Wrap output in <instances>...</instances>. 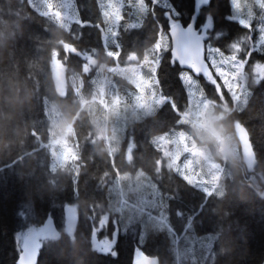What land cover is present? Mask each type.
<instances>
[{
	"label": "trees",
	"instance_id": "obj_1",
	"mask_svg": "<svg viewBox=\"0 0 264 264\" xmlns=\"http://www.w3.org/2000/svg\"><path fill=\"white\" fill-rule=\"evenodd\" d=\"M108 2L116 3L0 0V264H17L19 233L50 219L54 229L40 239L36 264H132L137 253L160 264H260L264 75L254 68L264 63V0H246L244 20L233 17L231 0L201 8L196 26L210 24L206 58L216 82L193 75L171 54L169 24H187L194 0H120L116 19ZM55 62L65 72L63 90ZM136 64L152 75L160 98L148 111L134 105L138 88L121 71ZM185 72L208 101L212 130L235 144L225 158L217 139L184 116L191 108ZM115 96L132 104L117 146L107 109ZM67 126L73 155L58 162L52 142ZM237 126L250 136L254 172L241 159ZM177 132L187 147L221 164L206 190L169 167L155 141ZM67 205L78 218L72 232ZM114 224L122 236L115 250Z\"/></svg>",
	"mask_w": 264,
	"mask_h": 264
},
{
	"label": "rangeland",
	"instance_id": "obj_2",
	"mask_svg": "<svg viewBox=\"0 0 264 264\" xmlns=\"http://www.w3.org/2000/svg\"><path fill=\"white\" fill-rule=\"evenodd\" d=\"M115 1L116 3L114 4V6L111 2H108L110 10H107L110 11L114 19H116L118 15L120 0ZM231 4L233 17L239 20H244L245 17L243 13L245 12V7L248 6L249 3H246V0H231ZM209 27L210 24L206 23L203 24V28H200V30L204 35H206L207 29ZM210 49L211 48L208 46L207 51H209ZM208 58L211 63L213 62L212 64L214 65V61L211 60V57L209 55ZM237 65L239 66V63H237ZM56 66H58V62L54 63V68ZM214 66L218 71L223 68L222 66ZM125 69L126 70L122 68V73L126 74V76L134 81L138 88V92L135 93L136 96L134 98V105L136 107L144 109L145 111L150 110L153 104L159 102L160 100L159 96L155 95L154 92L152 75L150 73H146L145 70L139 66V64L130 66ZM219 72L222 73L221 71ZM254 72L257 76L264 75V63H257L255 65ZM182 79L186 85L189 101L191 102V108H189V110L186 112L185 117L189 118L191 116L202 125L212 126V114L207 107L208 101L198 98V95L195 91V88L197 89L196 80L188 72L182 74ZM211 80L212 82H216L214 78ZM232 92L235 94V96H237V93L236 91H234V89H232ZM131 105L132 104H130L127 99L123 98L120 101V99L116 96L107 105L109 115L114 118L111 122L110 129L112 132L111 138L114 141L115 146H117L118 142L120 141V136L124 135V126L126 121L125 114L131 107ZM51 124L53 125L52 119ZM68 130L69 127L67 126L65 132L57 136L52 142V145L58 148V153L56 154L58 162H61L73 155L72 148L69 146L66 139V132H68ZM184 135L185 134L183 132H177L171 136L166 133H162L155 138V141L160 145L162 154L166 158V163L169 167L173 168L174 171L179 172L181 176H183L189 183L197 185L201 189L206 190V188L211 183L215 182L216 178L219 176V172H221L222 170L221 164L211 161L202 148H195L192 147V145H189V147H187V142ZM109 137L110 133L108 138ZM218 139L219 141H223L221 137H219ZM223 142L224 147L223 145L222 147L223 150L225 149V152L221 151L220 145L219 149L223 153V158H225L228 154V151L235 152V144L231 142V145L227 146L226 142ZM185 149H190L193 152L189 153L187 155L188 157L186 158L183 157ZM33 235H38V237H40V240L41 238L48 236V233L44 231L43 226L38 228L30 227L19 233L18 236L20 245L25 238L31 237Z\"/></svg>",
	"mask_w": 264,
	"mask_h": 264
},
{
	"label": "water",
	"instance_id": "obj_3",
	"mask_svg": "<svg viewBox=\"0 0 264 264\" xmlns=\"http://www.w3.org/2000/svg\"><path fill=\"white\" fill-rule=\"evenodd\" d=\"M209 4V0H194V12L187 24L176 20L169 24L168 37L171 43V54L173 60L185 69L192 71L205 79L214 76L213 69L206 59V38L197 26L194 28L192 21L196 20L202 7ZM264 61V60H263ZM54 80L59 90L65 88V72L61 66L54 70ZM235 138L241 151V159L247 171L254 172L257 159L252 147L250 136L242 126L235 128ZM65 226L68 232H72L77 223V213L73 206L67 205L64 208ZM44 231L53 230L52 220L43 225ZM38 235L24 239L22 252L17 264H35L39 250ZM132 264H160L158 257L150 254L137 253V258ZM260 264H264V259Z\"/></svg>",
	"mask_w": 264,
	"mask_h": 264
},
{
	"label": "snow or ice",
	"instance_id": "obj_4",
	"mask_svg": "<svg viewBox=\"0 0 264 264\" xmlns=\"http://www.w3.org/2000/svg\"><path fill=\"white\" fill-rule=\"evenodd\" d=\"M169 2H171V0H169ZM211 2V0H209V3ZM207 20H205L204 23H206ZM192 25L193 27L195 28L196 27V24H195V20L192 21ZM250 27V26H249ZM200 28H203V24L200 25ZM101 231H103V229H101ZM113 236H110L109 239L110 240H114L115 242L113 243V250H115L116 246H117V243L121 240V233L120 231L118 230V228L115 226V224L113 225ZM98 238H101L102 237H99ZM112 253L109 252V253H106V255H111Z\"/></svg>",
	"mask_w": 264,
	"mask_h": 264
},
{
	"label": "bare ground",
	"instance_id": "obj_5",
	"mask_svg": "<svg viewBox=\"0 0 264 264\" xmlns=\"http://www.w3.org/2000/svg\"><path fill=\"white\" fill-rule=\"evenodd\" d=\"M219 137H221V136H219ZM222 138V137H221ZM53 194V193H52ZM54 196V195H53ZM60 197V196H59ZM59 197H58V199H59ZM56 198H57V196H56ZM51 199H52V197H51ZM54 199V198H53ZM23 205V204H22ZM52 226H53V224H52ZM54 229V228H53ZM38 238H40V237H38ZM24 241V240H23ZM23 243V242H22ZM39 250H38V255H37V260H36V263H37V261H38V256H39V251H40V248H41V243H40V240H39ZM21 252H22V244H21ZM20 255H21V253H20ZM155 256V255H154ZM20 257V256H19ZM157 257V256H156ZM159 259V258H158ZM262 262V261H261ZM35 263V264H36ZM159 263H160V260H159Z\"/></svg>",
	"mask_w": 264,
	"mask_h": 264
},
{
	"label": "clouds",
	"instance_id": "obj_6",
	"mask_svg": "<svg viewBox=\"0 0 264 264\" xmlns=\"http://www.w3.org/2000/svg\"><path fill=\"white\" fill-rule=\"evenodd\" d=\"M21 103L23 102V101H20ZM195 135L197 136V137H200L202 134L199 132V131H197L196 133H195ZM206 143L208 142V141H205ZM233 165H235V161H230Z\"/></svg>",
	"mask_w": 264,
	"mask_h": 264
}]
</instances>
